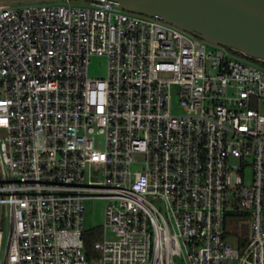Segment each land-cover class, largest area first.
Instances as JSON below:
<instances>
[{
	"label": "built area",
	"instance_id": "obj_1",
	"mask_svg": "<svg viewBox=\"0 0 264 264\" xmlns=\"http://www.w3.org/2000/svg\"><path fill=\"white\" fill-rule=\"evenodd\" d=\"M262 102L263 62L159 16L0 3V264H264Z\"/></svg>",
	"mask_w": 264,
	"mask_h": 264
},
{
	"label": "water",
	"instance_id": "obj_2",
	"mask_svg": "<svg viewBox=\"0 0 264 264\" xmlns=\"http://www.w3.org/2000/svg\"><path fill=\"white\" fill-rule=\"evenodd\" d=\"M39 0H0L31 3ZM127 10L159 16L205 41L232 48L264 63V0H115ZM3 169L0 165V185ZM0 189V232L4 208Z\"/></svg>",
	"mask_w": 264,
	"mask_h": 264
},
{
	"label": "rangeland",
	"instance_id": "obj_3",
	"mask_svg": "<svg viewBox=\"0 0 264 264\" xmlns=\"http://www.w3.org/2000/svg\"><path fill=\"white\" fill-rule=\"evenodd\" d=\"M48 2H53L56 0H47ZM20 4V3H15ZM107 58L100 57V56H92L90 60V66H89V72L90 75L96 76V77H105L107 74ZM261 111L264 113V102L261 104ZM251 177H252V168H248L245 183L246 185L251 184ZM87 211L85 213V225L88 228H95L98 229L97 235H96V241L101 240L103 237V222H104V208H105V201L96 199L94 201H89L86 203ZM230 226V224L228 225ZM2 227L4 228V239H6L8 230H9V219L5 218L3 221ZM231 228H233V232L237 233H246L247 226L243 224L242 222H239L238 224L234 223ZM230 242L233 245H237V240L231 235L229 237ZM98 252H96L95 255H97Z\"/></svg>",
	"mask_w": 264,
	"mask_h": 264
},
{
	"label": "trees",
	"instance_id": "obj_4",
	"mask_svg": "<svg viewBox=\"0 0 264 264\" xmlns=\"http://www.w3.org/2000/svg\"><path fill=\"white\" fill-rule=\"evenodd\" d=\"M98 229H88L85 233L84 239L86 244V253L89 258L96 256V251L94 250V241H96ZM246 234V233H244Z\"/></svg>",
	"mask_w": 264,
	"mask_h": 264
}]
</instances>
